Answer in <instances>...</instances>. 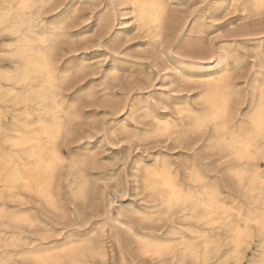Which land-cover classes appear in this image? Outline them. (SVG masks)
Wrapping results in <instances>:
<instances>
[{
  "label": "bare ground",
  "instance_id": "bare-ground-1",
  "mask_svg": "<svg viewBox=\"0 0 264 264\" xmlns=\"http://www.w3.org/2000/svg\"><path fill=\"white\" fill-rule=\"evenodd\" d=\"M127 1L148 44L160 47L169 3ZM47 2L51 4V0L0 3V36L12 37L0 43V264H141L139 258L152 264L212 260L222 264L230 259L241 264L253 243L256 249L248 262L264 264V30L243 22L219 49H205L204 37L198 34L205 33L206 17L183 27L181 45L187 48L188 60L176 63L180 82L199 88L195 98L177 101L164 93L136 92L120 107L129 117L151 125L139 128L118 119L113 127L125 138H163L191 151L189 155L170 158L155 153L148 161L136 158L133 177L140 183L136 187L150 203L144 208L119 203L117 217L105 212L115 226L110 234L101 223L90 222L58 244L31 245L24 227L53 229L25 205L26 195L58 216H70L59 197L60 178L67 180L70 196L82 200L94 180L118 181L108 167L122 160L112 153L100 157L107 171L94 179L86 171L98 165L92 150L64 148L63 135L70 136L72 121L82 116L76 105L79 97L95 99V91L81 86L76 96L66 98L65 81L89 65L82 56L58 64L56 42L67 36L68 17L44 21L38 13ZM205 3L212 18L228 5L239 8L240 20L264 15V0ZM97 21L102 30L109 27L104 14ZM117 33L110 36V44L118 43ZM5 60L9 64L4 65ZM123 62L115 54L106 63L100 76L103 100L109 96L106 81L124 71ZM244 66L251 69V92L241 109L243 90L235 73ZM152 99L162 105L172 103L175 115L160 113ZM220 162L226 164L217 169ZM129 217L150 226L165 222L167 230L141 231Z\"/></svg>",
  "mask_w": 264,
  "mask_h": 264
},
{
  "label": "rangeland",
  "instance_id": "rangeland-1",
  "mask_svg": "<svg viewBox=\"0 0 264 264\" xmlns=\"http://www.w3.org/2000/svg\"><path fill=\"white\" fill-rule=\"evenodd\" d=\"M166 1L170 5L168 9L170 13L168 12L164 21V36H162L160 47L148 44L144 31L137 28L134 13L128 9L127 0H51V4L47 2L40 8L38 14L44 21L59 19L64 15L68 17L65 19L64 27L67 36L59 37L56 42L55 57L58 64L63 66L72 57L82 56L89 65L88 69L76 75L72 74L65 81L63 92L66 98L71 99L76 96L81 86L92 87L95 91V99L79 97L76 105L77 109L82 112V116L72 121L73 133L70 136L63 135L64 148L71 152L80 151L83 147L92 150L96 155L98 165L89 167L86 171L94 179L107 171L102 160H99L100 157H106L112 153L121 155L122 160L108 167L110 171L117 173L118 181L94 180L86 198L82 200L73 199L69 193L67 180L60 178L59 197L70 216L64 218L58 216L57 213L45 208L37 198L26 195L25 205L31 206L35 216L48 223V226L53 229L48 231L47 227L41 225L24 227L23 230L25 235L30 237L31 245L58 244L66 235L75 233L76 228L80 226V230L85 229L90 222L101 223L104 232L110 234L111 227L115 226L106 217L105 212L108 211L109 215L117 217L116 210L119 203H130L140 208L150 203L147 195L136 187L140 186V183L135 182V177H133L136 172L134 170L136 158L148 161L155 153H163L170 158L189 155L191 151L163 138L137 140L136 138H125L118 131H113L118 119L125 120L132 126L136 124L139 128L151 125L148 120L129 117L126 108L121 109L120 107L127 104L136 92H141L144 96H150L152 92L164 93L177 101L189 97L190 99L195 98L199 88L194 84L180 82L176 65L178 61L185 63L188 60L186 58L187 48L181 45L180 38L184 26L188 28L206 17L205 33L198 34L199 37H204L205 49L212 47L219 49L243 22L250 27L255 25L258 29L264 30V15L240 20L241 12L238 7L231 8L228 5L227 8L220 9L212 18L205 10V0ZM100 14H104L108 21L109 27L105 31L98 25L97 18ZM117 31L118 43L112 45L109 38ZM11 38L4 34L0 36V43ZM246 46L249 47L244 50L248 61L250 60L248 57L250 46L248 43ZM115 54L124 61V71L114 80L106 81L105 86L108 87L109 96L103 100L100 76L110 57ZM3 64H9L8 60H5ZM250 72V67L244 66L235 73V82L243 90L241 109H244L250 98ZM134 82H137V86L133 87ZM151 103L160 113L169 114L170 117L175 115L172 103L162 105L157 99H152ZM225 164V162H220L217 164V169L224 167ZM109 201L113 203L108 205ZM128 219L141 231L151 229L165 233L167 230L165 222L150 226L148 223L136 221L133 217ZM131 238V236L128 237L130 240ZM255 247V243L248 247L246 259L241 264H250L248 259L255 252ZM133 254L135 255V252ZM139 260L141 264H152L146 258H139ZM207 264L216 263L212 260ZM222 264H234V262L230 259Z\"/></svg>",
  "mask_w": 264,
  "mask_h": 264
}]
</instances>
